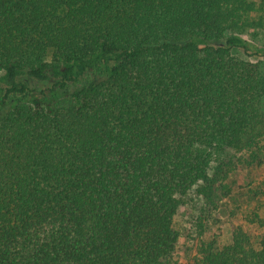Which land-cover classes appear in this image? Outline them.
I'll use <instances>...</instances> for the list:
<instances>
[{
  "label": "trees",
  "instance_id": "1",
  "mask_svg": "<svg viewBox=\"0 0 264 264\" xmlns=\"http://www.w3.org/2000/svg\"><path fill=\"white\" fill-rule=\"evenodd\" d=\"M256 10L0 0V264H173L182 197L213 201L264 137ZM248 215L262 233L202 238L190 264H264V199Z\"/></svg>",
  "mask_w": 264,
  "mask_h": 264
},
{
  "label": "rangeland",
  "instance_id": "2",
  "mask_svg": "<svg viewBox=\"0 0 264 264\" xmlns=\"http://www.w3.org/2000/svg\"><path fill=\"white\" fill-rule=\"evenodd\" d=\"M257 10L252 16L262 24L248 28L243 36L252 43L264 46V0H254ZM244 58L256 57L236 51ZM264 60V57H262ZM31 89L41 91L51 83L34 79L27 80ZM4 93L0 92V100ZM233 169L215 188L214 200L208 201L193 186L186 195L175 216V226L180 232V242L173 264H190L196 254L199 241L216 238L221 244L231 243L238 227L246 229L252 236L263 230L248 223V214L264 199V137L253 148L237 152Z\"/></svg>",
  "mask_w": 264,
  "mask_h": 264
}]
</instances>
